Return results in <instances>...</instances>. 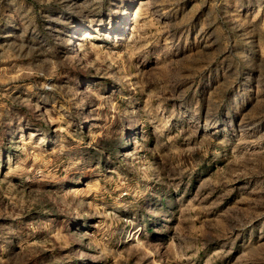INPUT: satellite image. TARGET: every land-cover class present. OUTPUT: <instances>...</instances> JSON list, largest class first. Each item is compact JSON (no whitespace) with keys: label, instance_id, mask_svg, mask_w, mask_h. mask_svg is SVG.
Masks as SVG:
<instances>
[{"label":"rangeland","instance_id":"1","mask_svg":"<svg viewBox=\"0 0 264 264\" xmlns=\"http://www.w3.org/2000/svg\"><path fill=\"white\" fill-rule=\"evenodd\" d=\"M0 264H264V0H0Z\"/></svg>","mask_w":264,"mask_h":264}]
</instances>
